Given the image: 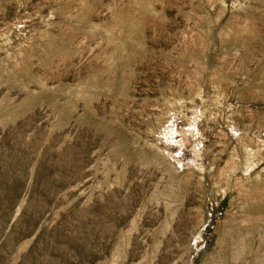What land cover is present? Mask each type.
Instances as JSON below:
<instances>
[{
	"label": "rangeland",
	"instance_id": "obj_1",
	"mask_svg": "<svg viewBox=\"0 0 264 264\" xmlns=\"http://www.w3.org/2000/svg\"><path fill=\"white\" fill-rule=\"evenodd\" d=\"M0 264H264V0H0Z\"/></svg>",
	"mask_w": 264,
	"mask_h": 264
}]
</instances>
